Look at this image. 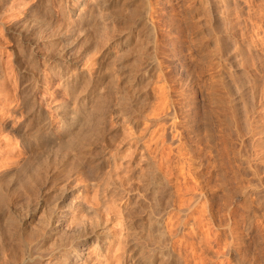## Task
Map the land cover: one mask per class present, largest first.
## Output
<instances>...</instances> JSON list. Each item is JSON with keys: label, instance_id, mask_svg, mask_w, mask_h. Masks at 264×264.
I'll use <instances>...</instances> for the list:
<instances>
[{"label": "rangeland", "instance_id": "obj_1", "mask_svg": "<svg viewBox=\"0 0 264 264\" xmlns=\"http://www.w3.org/2000/svg\"><path fill=\"white\" fill-rule=\"evenodd\" d=\"M30 13L42 23L32 47L9 31ZM27 54L32 105L52 130L60 103L81 108L98 160L131 175L112 213L130 206L155 222L156 264H264V0H0V161L19 146L3 125L28 119L17 75ZM119 216L112 241L132 223ZM112 258L136 264L130 250Z\"/></svg>", "mask_w": 264, "mask_h": 264}, {"label": "bare ground", "instance_id": "obj_2", "mask_svg": "<svg viewBox=\"0 0 264 264\" xmlns=\"http://www.w3.org/2000/svg\"><path fill=\"white\" fill-rule=\"evenodd\" d=\"M36 16L30 13L26 25L17 22L9 29L11 33L14 32L19 36L20 41L30 47L37 39L33 31L42 25L39 16ZM27 55L20 57L22 65L20 64L17 75L19 94L24 104L23 111L28 119L17 124L19 121L16 123L12 117L16 126L11 122L3 125V128L10 129L12 131L10 133L18 138L19 146L13 147L14 151L10 150V153L0 161V264H78L80 261L82 264H87L93 259L92 254L97 257L102 255L103 260H98V257L91 264H110L109 259L113 257V260H118L122 253L128 250L132 251L133 257H136V264H149L151 261L156 264L157 251L153 248L146 249L148 245L160 241V236L155 233V222L149 217L145 218V215L142 216V211L139 212L130 206L125 207L126 211L123 215L119 216L121 211L117 214L118 208L117 213H112L115 200L120 194L119 188L125 189V185L130 183L131 175L124 173L119 175L116 172L118 176L116 178L112 169L105 165L109 164V161L103 164V161L98 160L99 154L91 145L94 142H88L89 128L92 125L89 127L88 115L80 111L81 108L77 110L73 104L62 103L59 104L58 111L54 107L57 112L55 114L59 116L55 118L58 119L61 132L52 130L50 123L54 116L52 114L48 116L47 113L44 115L41 107L32 105L34 84L32 69L28 68L32 58ZM169 57L171 63L175 62L174 58ZM180 61L175 62L173 66L180 67ZM238 81L229 86L232 90L231 98L235 103L239 102L245 91L243 83ZM74 82L71 84L73 85ZM68 86L70 82L66 83V87ZM73 102L76 105V101ZM191 107V105L185 106L184 113L191 114L194 110H192L194 107ZM9 115L7 118L10 119L12 115L10 117ZM30 120L32 121L29 122ZM193 122L198 124L194 119ZM94 137L91 141L95 140ZM87 144L90 146L88 147ZM73 159L75 161L70 165L69 162ZM76 180L81 182L79 184L83 187L84 194L79 201L73 203L74 198L79 196L74 197L73 194L75 190L72 183ZM29 182L30 185H27L30 187L29 193L26 191V195L25 192L15 195L16 189ZM94 185L98 187V189L96 187L98 192L94 189L97 193L93 191L95 194L92 193V196L89 195V191L85 194V190L95 187ZM153 194H147L146 197L151 198ZM104 197L106 199H103ZM104 214L107 215L106 220L113 224L109 226L110 228L104 223ZM118 216L126 221L132 220L130 221L132 223L128 226L124 237L112 241L110 237L116 235L114 219ZM65 225L68 226L67 229ZM139 237L144 243L141 247L137 241H134ZM106 241H109L107 246ZM115 243H117L116 248H114ZM105 248L107 250L104 251ZM112 249L121 250L120 255H114V252L112 254ZM117 256L119 258H116Z\"/></svg>", "mask_w": 264, "mask_h": 264}]
</instances>
